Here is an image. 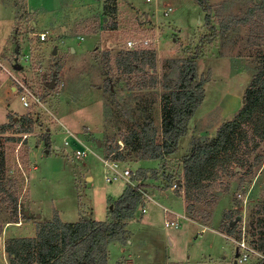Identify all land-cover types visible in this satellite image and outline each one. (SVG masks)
I'll return each mask as SVG.
<instances>
[{"label":"rangeland","instance_id":"1","mask_svg":"<svg viewBox=\"0 0 264 264\" xmlns=\"http://www.w3.org/2000/svg\"><path fill=\"white\" fill-rule=\"evenodd\" d=\"M113 1L0 0V122L6 120L0 125L10 123V116L15 120L0 133V147L5 158L3 174L8 176L4 182L18 204L17 222L6 221L11 215L0 205V264H9L7 241L34 237L38 226L53 220L55 214L65 222L87 217L107 219L110 201L127 184H142V203L126 220V241L107 244L108 264H232L238 249L236 241L243 238L252 252L242 264L257 263L261 253L253 246L257 236L252 232L256 209L264 201V138H259L250 125L241 128L230 168L227 173L219 172L220 194L210 206L196 204L197 221H201L202 211H207L208 226L186 213L180 159L190 151L194 137L212 136L242 106L243 91L259 60L257 51L264 52V42L258 48H246L244 38L249 27L236 24L225 35L217 32L211 42H205L196 72L209 80L186 134L180 137L178 150L164 159L140 158L139 153L125 148L121 135L150 116L156 141L161 142V96L167 91L166 77L175 74L177 60L192 54L200 37L209 30L195 0H115L116 10L104 11V5ZM207 1L213 4L219 0ZM251 2L234 0L227 9L214 11L216 30L222 23L233 22L231 15H243ZM113 24L116 28H109ZM41 32L46 34L44 40L39 37ZM128 40H133L136 48L155 50L156 66L151 69L146 65L145 75L148 78L154 74L159 83L129 90L125 76H121V81L114 83L113 97L103 87L105 59L112 58L113 65L115 51L130 48ZM55 63L61 67L52 81ZM19 82L33 92L28 96L29 106L17 105L19 93L24 91ZM24 115L32 119L29 131L20 130L17 123ZM61 122L71 127L67 136L72 147H86V156L75 158L65 152L62 134L67 127ZM47 129L61 131L48 137L62 150L56 149L52 140V148L46 152L42 136ZM114 142L124 148L122 166L135 171L129 179H105V147ZM138 168L148 171L146 178L135 176ZM166 174L178 181L176 186H164ZM241 179L242 187L238 188ZM12 182L15 187L11 188ZM157 202L184 215L179 217L178 227L164 225V220L175 214L162 211ZM225 209H233L231 221L240 216L234 223L235 232L228 236L219 226Z\"/></svg>","mask_w":264,"mask_h":264},{"label":"trees","instance_id":"2","mask_svg":"<svg viewBox=\"0 0 264 264\" xmlns=\"http://www.w3.org/2000/svg\"><path fill=\"white\" fill-rule=\"evenodd\" d=\"M195 1L204 12L203 19L209 32L200 37V42L192 54L181 60L174 59L178 63L173 67L175 74L166 77L164 87L167 91L161 96V142L156 141V128L150 116H145L136 127L121 135L125 148L139 153L140 158L164 159L178 150L180 137L186 134L188 122L203 100L204 84L209 80V77H200L196 72V62L205 42H211L217 32L225 35L232 24L249 27L244 38L246 48L253 46L258 48L264 42V0H250L252 2L243 15H231L233 22L222 23L218 31L212 23L214 11L216 13L227 9L234 0H221L215 4L207 0ZM113 2L110 5L106 3L104 11L114 12L115 0ZM113 27L114 24L110 26ZM108 54L106 51V55ZM257 54L259 60L253 67L251 78L243 91L242 106L233 117L223 121L212 136L194 137L190 142V151L180 159L183 172L180 183L184 191L185 210L194 221H197L198 217L196 204L204 202L210 206L220 194L217 190L220 187L217 183L220 178L219 172L227 173L229 170L230 162L234 158L232 151L236 146L235 142L241 139V128L250 125L259 138H264V52L257 51ZM111 59L108 56L105 59L103 87L104 91L112 96L115 94L114 83L120 82L121 76H125L129 90L144 89L159 83L154 74L148 78L145 75L148 68L154 69L156 66L154 49L146 47L119 49L113 56V65L110 64ZM60 67V63H55L52 70L55 78ZM115 72L116 75H113ZM14 121V117L10 116V123L0 125V133L5 132ZM29 122H32V119L28 115L17 120L20 130L23 131H29ZM23 124L28 127H24ZM48 136L44 134L42 139L45 148L50 151L52 143ZM105 148L104 157L111 156L112 159L119 161L125 159V152L122 151L124 148L120 149L117 143H110ZM4 164V150L0 147V205L11 215V219L6 221H14L18 215L17 197L7 187V182H4L6 177L8 180V176L3 174ZM147 172L146 169L138 168L135 176L146 178ZM153 176H156V171H153ZM175 182L170 174L165 175V187ZM14 184L12 182L9 187H15ZM141 185H125L120 195L110 201L109 217L105 220L87 217L76 222H65L55 214L53 220L38 226L34 237L13 238L7 241L5 250L9 256V264H108L106 246L113 241H126L124 234L126 220L134 216L142 203ZM237 187H242V179ZM233 200L236 201V197ZM236 203L239 204L240 201ZM3 208L0 209L1 212ZM202 212L201 221L197 222L209 224L210 216L207 211ZM232 213L233 209H225L219 224L220 229L226 233L235 232L236 225H230ZM255 213L257 217L252 234L257 238L253 239L252 243L255 250L261 253L255 264H264V201L258 205Z\"/></svg>","mask_w":264,"mask_h":264},{"label":"built area","instance_id":"3","mask_svg":"<svg viewBox=\"0 0 264 264\" xmlns=\"http://www.w3.org/2000/svg\"><path fill=\"white\" fill-rule=\"evenodd\" d=\"M168 11L169 10H165L164 13L166 14V13H168ZM45 36H46V34L44 32H41L39 34V37L41 40H44ZM133 44H134L133 40L127 41L128 47L135 48L134 46H132ZM19 84H20L19 86H21L24 89L23 92L19 93V96H18L19 101H20L21 105L29 106L30 101H29L28 96L33 94V92H31L21 82H19ZM34 98L37 102H39L38 97H34ZM64 131L66 132L65 135H67L68 133H71V131L69 129H65ZM49 133H50V131L47 130L44 134L49 135ZM27 135H28L27 132L23 133L24 138H26ZM63 142H64L63 149L65 148V152H68V154L71 157L74 156L75 158H78V157L83 158L84 156L87 155L88 150L86 149V147H72V144H70V140H69L68 136L63 139ZM72 152H74V155H72ZM103 163L107 168L104 176H105V179L108 181L118 180V179H129L132 176V174L135 173V171L131 170L130 168L123 167L121 161L116 160V159H112L110 156H109V158L108 157L103 158ZM172 185L176 186L177 182L173 183ZM142 211H145V209L142 208ZM178 220L179 219L177 218V216H175L174 218L169 217V219L164 220V225L165 226L178 227V225H179ZM236 242H237V247H238V249H237L238 256L236 257V259H237L238 264H242V263L246 262V260L249 258L252 250L250 247H248L244 238L241 241L238 240Z\"/></svg>","mask_w":264,"mask_h":264},{"label":"crops","instance_id":"4","mask_svg":"<svg viewBox=\"0 0 264 264\" xmlns=\"http://www.w3.org/2000/svg\"><path fill=\"white\" fill-rule=\"evenodd\" d=\"M220 1V0H219ZM219 1H216V2H214L213 4H215V3H217V2H219ZM15 2H17V1H15ZM212 4V3H211ZM2 6H5V5H2ZM7 7V6H6ZM32 10H34V9H36V8H39V7H30ZM43 10H45V11H47V12H49L50 11V9H46V8H43V7H41ZM13 11V10H12ZM145 14H147V13H145ZM159 19H160V21H163V18L161 17V16H159ZM35 23V22H34ZM34 25H37V23H35ZM116 25H114V27L113 28H111V29H115L116 27H115ZM110 28V27H109ZM48 32H49V30H47ZM31 32H32V30H31ZM46 38V37H45ZM43 41H41V43H42ZM72 47V48H71ZM70 48L72 49V51H74L75 50V47H73V46H70ZM11 76H12V74H10ZM11 89L12 90H15L16 89V86L15 85H11ZM20 102V101H19ZM17 105H18V107L19 106H21V103H18L17 102ZM12 106V105H11ZM16 109V108H15ZM9 111H14V109L13 108H11V107H9ZM6 120H4V121H1L0 123H4ZM62 122H64L63 120H61ZM61 122V123H62ZM61 126H63V127H67V129H69L70 131H71V127H70V125H64L63 123L61 124ZM48 130V129H47ZM56 133L58 132H61V131H58V130H56L55 131ZM55 132H52V131H50V135H52L53 133H55ZM63 135V139L65 138V137H67V135H65V134H62ZM50 140H51V142H52V140H53V145L55 144V148L56 149H61L62 150V146L61 145H57V142H54V139H52L51 137H50ZM87 145V144H86ZM39 147V146H38ZM48 150V149H47ZM49 151V150H48ZM48 151H46V152H48ZM33 156H36V155H33ZM36 167V165H34V168ZM90 178H92L91 177V175H90ZM124 188V187H123ZM123 190V189H122ZM159 196H162V195H159ZM157 201V200H156ZM156 204V203H155ZM157 205H159L160 206V208L162 209V211H168L169 212V214L171 213H174L175 214V216H177V218L179 219V217L180 216H182V217H184V215L182 214H180V213H178L177 211H174V210H172L171 208H169V207H167V206H165V205H163V204H160V203H158L157 202ZM156 206V205H155ZM158 206H156V208H157ZM157 210L159 211V209L157 208ZM166 211V212H167ZM184 211V210H183ZM160 212V211H159ZM162 214H163V212H162ZM164 216V215H163ZM175 216H170V218H174ZM146 222V224H148L150 221H145ZM200 223V222H199ZM200 224H202V223H200ZM211 223H209V224H206V226H208V225H210ZM202 225H204V224H202ZM216 226V228L215 229H217L218 230V232L219 233H221V235H224L222 232H221V230L218 228V226H217V224H215ZM202 227H205V226H202ZM204 229V228H203ZM230 233H226V235L228 236ZM225 236V235H224ZM226 237V236H225ZM227 238V237H226ZM173 262H175V261H173Z\"/></svg>","mask_w":264,"mask_h":264},{"label":"water","instance_id":"5","mask_svg":"<svg viewBox=\"0 0 264 264\" xmlns=\"http://www.w3.org/2000/svg\"><path fill=\"white\" fill-rule=\"evenodd\" d=\"M258 1V0H257ZM54 52H55V49H54ZM53 79H54V76L52 77V81H53ZM51 81V82H52ZM52 84V83H51ZM46 151H48V150H46ZM178 182V181H177ZM240 218V216L239 215H237L232 221H230V225H233L238 219ZM235 255H236V257L238 256V252H237V250H236V252H235ZM232 264H238V262H237V259H235L234 261H233V263Z\"/></svg>","mask_w":264,"mask_h":264}]
</instances>
